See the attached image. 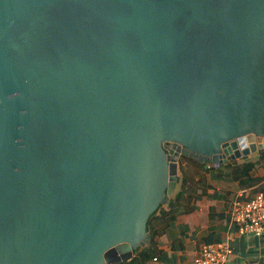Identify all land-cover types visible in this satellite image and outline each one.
Returning <instances> with one entry per match:
<instances>
[{
  "label": "water",
  "instance_id": "water-1",
  "mask_svg": "<svg viewBox=\"0 0 264 264\" xmlns=\"http://www.w3.org/2000/svg\"><path fill=\"white\" fill-rule=\"evenodd\" d=\"M263 149L264 0H0V264L128 261L181 155Z\"/></svg>",
  "mask_w": 264,
  "mask_h": 264
},
{
  "label": "crops",
  "instance_id": "crops-1",
  "mask_svg": "<svg viewBox=\"0 0 264 264\" xmlns=\"http://www.w3.org/2000/svg\"><path fill=\"white\" fill-rule=\"evenodd\" d=\"M252 155L255 158L251 161H255L259 153ZM255 175L264 180V167L257 168ZM206 181L209 188H197L189 212L175 219L167 216L151 220L160 253L147 264H194L201 245L216 242L229 243L233 248L225 264H264V232L240 234L231 212L232 201L236 197L251 198L256 186L239 187L225 164L208 170Z\"/></svg>",
  "mask_w": 264,
  "mask_h": 264
},
{
  "label": "trees",
  "instance_id": "trees-1",
  "mask_svg": "<svg viewBox=\"0 0 264 264\" xmlns=\"http://www.w3.org/2000/svg\"><path fill=\"white\" fill-rule=\"evenodd\" d=\"M225 166L231 169L232 179L241 188H249L256 186L253 190L256 192H264L263 177L255 175L256 169L264 167V150L259 153L255 161L231 160L225 163ZM208 169L204 162L181 155L178 161V179L174 193L168 201L152 213L147 223V232L150 235L149 242L140 250L136 251L134 256L125 262L117 264H147L148 260L154 255L160 253L158 244L155 240V230L152 228L151 220L153 218L170 217L175 219L181 214L190 211V201L192 200L198 187L209 188L206 181V173Z\"/></svg>",
  "mask_w": 264,
  "mask_h": 264
},
{
  "label": "built area",
  "instance_id": "built-area-1",
  "mask_svg": "<svg viewBox=\"0 0 264 264\" xmlns=\"http://www.w3.org/2000/svg\"><path fill=\"white\" fill-rule=\"evenodd\" d=\"M206 168L211 170L220 163L207 162ZM233 222L240 234L264 232V192H256L251 198L236 197L231 204ZM233 253L229 243H204L194 258V264H225ZM156 260V257H153Z\"/></svg>",
  "mask_w": 264,
  "mask_h": 264
},
{
  "label": "rangeland",
  "instance_id": "rangeland-1",
  "mask_svg": "<svg viewBox=\"0 0 264 264\" xmlns=\"http://www.w3.org/2000/svg\"><path fill=\"white\" fill-rule=\"evenodd\" d=\"M255 158V156L254 155H251V156H249L248 158H247V160H253ZM243 160H246V159H242V161Z\"/></svg>",
  "mask_w": 264,
  "mask_h": 264
}]
</instances>
